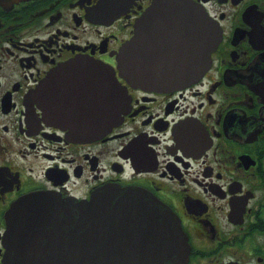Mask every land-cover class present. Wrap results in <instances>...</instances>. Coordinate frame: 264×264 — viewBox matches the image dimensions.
<instances>
[{"label":"flooded vegetation","instance_id":"1","mask_svg":"<svg viewBox=\"0 0 264 264\" xmlns=\"http://www.w3.org/2000/svg\"><path fill=\"white\" fill-rule=\"evenodd\" d=\"M156 1L0 0V264L6 212L23 194L81 200L106 186L168 206L186 264H264V0H191L219 40L185 85L161 83L193 59L182 21L158 11L136 35ZM126 41L144 85L119 74ZM119 94L120 117L88 137Z\"/></svg>","mask_w":264,"mask_h":264},{"label":"water","instance_id":"2","mask_svg":"<svg viewBox=\"0 0 264 264\" xmlns=\"http://www.w3.org/2000/svg\"><path fill=\"white\" fill-rule=\"evenodd\" d=\"M158 11L182 21L183 33L193 42V59L173 65V76L161 83L185 85L197 80L219 40L216 25L191 0H157L137 22V36L146 34ZM131 53L132 43L126 41L116 54L119 74L144 85L147 80L138 76L144 74L143 66L131 62ZM49 82L47 76L38 88L39 99L47 101ZM122 111L119 94L118 113L109 114L102 128L87 129L86 135L106 132ZM2 245L1 264H186L189 250L167 206L142 190L118 186L102 188L88 200L41 191L22 195L7 210Z\"/></svg>","mask_w":264,"mask_h":264}]
</instances>
